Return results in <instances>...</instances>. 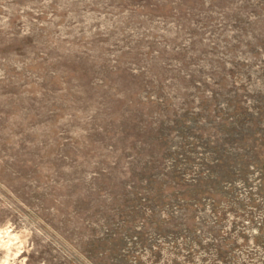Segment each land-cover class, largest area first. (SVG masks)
Segmentation results:
<instances>
[{
	"label": "rangeland",
	"instance_id": "obj_1",
	"mask_svg": "<svg viewBox=\"0 0 264 264\" xmlns=\"http://www.w3.org/2000/svg\"><path fill=\"white\" fill-rule=\"evenodd\" d=\"M0 264H264V0H0Z\"/></svg>",
	"mask_w": 264,
	"mask_h": 264
}]
</instances>
